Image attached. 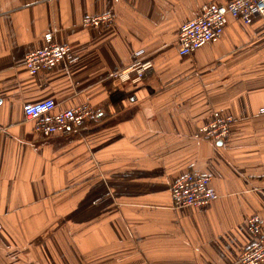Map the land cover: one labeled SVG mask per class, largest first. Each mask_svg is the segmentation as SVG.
<instances>
[{
	"label": "crops",
	"instance_id": "0c3cea01",
	"mask_svg": "<svg viewBox=\"0 0 264 264\" xmlns=\"http://www.w3.org/2000/svg\"><path fill=\"white\" fill-rule=\"evenodd\" d=\"M232 0H0V264H239L264 235V17H228L216 42L177 52L179 27L200 5ZM110 13L100 28L85 16ZM72 61L31 74L43 35ZM139 54L137 55V53ZM142 56L136 86L101 80ZM93 110L77 130L42 135L22 104ZM218 110L223 141L194 138ZM189 170L211 178L205 206L171 204Z\"/></svg>",
	"mask_w": 264,
	"mask_h": 264
},
{
	"label": "built area",
	"instance_id": "2783aa9c",
	"mask_svg": "<svg viewBox=\"0 0 264 264\" xmlns=\"http://www.w3.org/2000/svg\"><path fill=\"white\" fill-rule=\"evenodd\" d=\"M255 14L264 17V0H232L225 5L214 2L200 5L196 15L179 27L176 38L178 54L188 56L206 43L218 41L228 17L248 23ZM112 21L113 16L110 13H102L83 17L81 24L84 27L100 28L109 25ZM43 39L45 43L41 47L28 52L24 57V66L31 74L51 69L61 61L70 62L73 59L70 45L54 42L51 32L45 33ZM152 66L150 59L139 56L124 68L104 77L101 84L108 91L123 86L139 85L145 72ZM56 106L52 98L39 101L27 100L22 104V111L24 118L33 122L34 131L45 136L77 130L93 114V110L87 106L55 111ZM260 111L264 112V108ZM233 121L232 115L213 110L209 121L198 126L193 137L223 141L229 136ZM216 196L210 176L196 170L187 171L170 186L171 204L174 208L205 206ZM247 228L259 237L242 250L237 262L264 264V235H260V219L256 216L248 217Z\"/></svg>",
	"mask_w": 264,
	"mask_h": 264
}]
</instances>
